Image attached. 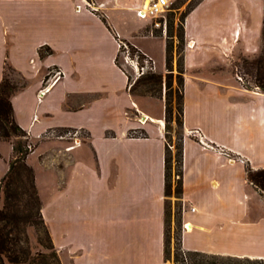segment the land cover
<instances>
[{"label": "crops", "instance_id": "0c3cea01", "mask_svg": "<svg viewBox=\"0 0 264 264\" xmlns=\"http://www.w3.org/2000/svg\"><path fill=\"white\" fill-rule=\"evenodd\" d=\"M145 3L0 0V82L6 70L25 79L11 95L16 121L31 138L55 127L87 133L86 141L69 142L72 147L56 171L54 234L42 203L62 264L164 261V122L143 114L149 121L141 123L129 114L132 94L115 63L116 37L151 59L152 51L139 40H160L165 55V37L149 32V19L136 12ZM262 19L263 0H200L184 18L186 249L264 257V199L256 195L245 169L247 163L264 167V92L237 80L245 99L225 102L212 77L186 74L189 62L217 43L228 44L229 52L238 42L248 48L252 35L261 38ZM192 66L200 70L202 65ZM51 67L61 76L38 98L42 76ZM117 72L124 79L122 89L114 85ZM30 79L34 83L28 87ZM53 103L61 114L55 120Z\"/></svg>", "mask_w": 264, "mask_h": 264}, {"label": "trees", "instance_id": "16d2710c", "mask_svg": "<svg viewBox=\"0 0 264 264\" xmlns=\"http://www.w3.org/2000/svg\"><path fill=\"white\" fill-rule=\"evenodd\" d=\"M200 0H197L180 19L176 31L178 40V58L176 62L177 77V105L175 111L174 127L178 134L176 143V169L177 175L175 195L181 200L183 192V115H184V86L185 67L183 48L184 18ZM167 35L165 45V72H157L153 68V61L144 52L125 39L116 37L117 41L125 43L132 53H136L141 60L146 59L148 69L142 71L131 81V78L118 62V52L115 57L116 65L125 72L127 76V88L132 95H154L162 97V89L165 87V157H164V181L165 195L171 193V156L170 135L172 125L170 124L172 107L170 101L171 78L173 76L172 49L174 29L172 13L167 15ZM104 20V18H103ZM149 31V28H147ZM157 31V29H154ZM154 34H158L155 33ZM261 47L251 58L242 57L240 60L241 85L246 89H257L264 92V0L263 19L261 26ZM44 51L41 49L39 54ZM238 73V72H236ZM246 77H249L247 79ZM250 82V84H249ZM20 86L5 72L0 82V139L7 140L11 144V156L8 160V168L0 179V189L3 192V202L0 204V264H62L53 243L51 234L42 214V201L35 183L34 168L27 162V155L32 150L29 133L16 121L11 102L12 93ZM246 178L251 182L261 197L264 199V167H253L246 164ZM166 205V204H165ZM167 209L165 206V215ZM182 217V211L179 213ZM28 227L36 231V241L40 248H35L31 243L27 232ZM165 219V241L164 259L168 258V243L166 238ZM176 264H264V257L238 256L231 254L213 253L200 250L185 249L182 244V235L177 239L174 251Z\"/></svg>", "mask_w": 264, "mask_h": 264}, {"label": "rangeland", "instance_id": "374dc122", "mask_svg": "<svg viewBox=\"0 0 264 264\" xmlns=\"http://www.w3.org/2000/svg\"><path fill=\"white\" fill-rule=\"evenodd\" d=\"M197 0H167L168 8L165 12V18L167 15L172 13L173 29H174V38L172 40L173 49H172V64H173V76L171 78V88H170V101L172 107V115L170 124L172 125V133L170 135V156H171V193L170 195H166L165 206L167 209V214L165 215L166 219V238L168 243V258L164 259L162 264H176L174 261V251L176 248L177 239L183 232V219L180 218V211L185 210L184 203L182 199L180 200L174 192L177 175L175 174L176 169V143L178 142V134L175 133L174 127L176 125L175 122V111L177 105V77H176V62L178 58V40L176 37V31L178 29V25L180 24L179 19L181 15L189 9ZM209 7L206 6L203 11L205 15L208 11ZM145 19V18H144ZM146 19H149V32L158 33L155 35H162L166 39L167 35V19H166V30L163 31L162 24L156 25L155 21L158 19L161 22L164 18L157 17L152 18L151 16H147ZM157 29V31H154ZM253 37L248 41V48H245L241 42L235 44L232 48V51L229 52L228 44L226 43H217L215 46H210L202 51L200 54L193 58L192 62H189V65L186 66V74L190 75V77L201 76L204 78L210 79L212 77L215 82L219 85V89L222 92L223 100L229 102H237L243 101L245 99L244 94L242 93V89L240 87V62L242 57H253L261 47V38L256 34L252 35ZM261 37V35H260ZM118 42H121L118 40ZM143 46L152 51L153 61H154V70L157 72H165V55H164V45L161 44L160 40H148L142 39L139 40ZM257 46V47H256ZM185 47V45H184ZM184 47L182 46L183 50ZM132 59L137 60V64L139 68L135 67L134 61ZM118 62L126 71V73L133 81L137 76L139 70L141 71V66L143 65V71L148 69L147 61L141 60L136 57L135 53H132L129 48H125L121 46L118 52ZM196 62L201 66L200 70H196L197 67H193ZM164 70V71H163ZM7 74L14 80V82L22 86L25 82V79L18 73L6 70ZM238 72V73H236ZM61 76V71L56 67H51L48 69L41 79V85L39 89L44 86H49L53 81H57ZM249 79V77H246ZM239 82H238V81ZM114 85L118 86L119 89L123 88V76L121 73L117 72L113 75ZM31 87L34 83V79H30L28 81ZM27 83V84H28ZM250 84V82H249ZM53 85V84H52ZM192 88L195 84H190ZM33 90L30 88L29 91ZM38 89V92H39ZM165 87L162 89V97H156L154 95H132L133 105L134 107L129 110V114L133 117H137L139 122L145 123V121H149L146 118L141 117L143 114L146 116H161L164 122V138H165V118H164V105H165ZM38 95V93H37ZM122 95V94H121ZM42 97V96H41ZM38 96V98H41ZM123 101V100H122ZM56 104H52L53 112L55 113L54 118L51 120H55V118H60V113L56 110ZM156 118V117H153ZM160 119V118H157ZM151 120V118H150ZM154 121V120H151ZM184 127V126H183ZM184 129V128H183ZM131 133L135 134H143L140 130L131 131ZM194 133H197L194 131ZM185 131L183 132L184 137ZM196 138L201 140V136L198 133L195 135ZM87 133L83 130L71 129V128H51L46 131L42 136L38 138H30L31 148L32 150L27 155V162L34 168L35 171V183L39 193V197L46 209L47 220L49 224L50 230L55 233L54 226V203L52 200V192L56 186V171L62 166L63 159L66 157V151L72 144L69 142H73L74 144L81 143L86 141ZM64 155V156H63ZM11 156V144L7 140L0 139V179L5 174L7 169V162L9 157ZM257 196H261L258 191H256ZM262 198V197H261ZM3 202V192L0 189V204ZM191 209V208H190ZM27 232L30 236L31 243L35 248H40L37 244L36 239V231L33 227H28ZM185 248V247H184ZM186 249V248H185ZM195 250V249H191ZM202 251V250H200ZM232 255V254H231ZM244 256V255H238ZM254 257V256H250Z\"/></svg>", "mask_w": 264, "mask_h": 264}, {"label": "built area", "instance_id": "2783aa9c", "mask_svg": "<svg viewBox=\"0 0 264 264\" xmlns=\"http://www.w3.org/2000/svg\"><path fill=\"white\" fill-rule=\"evenodd\" d=\"M167 8H168L167 0H146V3L143 4V6L139 7L136 12L140 17H147V16L150 17L151 16L152 18H157L160 16V17L164 18L162 22L157 19L155 21V24L158 26L162 24L163 31H165L166 30L165 12L167 11ZM117 44H118V49L121 48V46H124L125 48L128 49V46L123 42L117 41ZM191 44H189V45H191ZM136 57H138L137 54H136ZM131 60H132V62L133 61L135 62L134 59L131 58ZM144 60L147 61L146 59H144ZM137 63L138 62L136 60V62L134 63L135 64L134 66L136 68L137 67L139 68ZM140 68H141V71L139 70L138 74H140L143 71L144 66L142 65ZM48 87L49 86H44L42 89L40 88L39 92H38V96L41 97L47 91ZM193 209H194V207H191V210H193Z\"/></svg>", "mask_w": 264, "mask_h": 264}, {"label": "bare ground", "instance_id": "6f19581e", "mask_svg": "<svg viewBox=\"0 0 264 264\" xmlns=\"http://www.w3.org/2000/svg\"><path fill=\"white\" fill-rule=\"evenodd\" d=\"M56 81V80H55ZM55 81H53L50 85H49V87L55 82ZM48 87V88H49ZM146 118H149V116H146ZM151 120H154V121H156V122H158V123H163V120L160 118V119H157V118H153V117H151ZM185 228L187 229V230H191V228H192V225H191V223L190 222H185Z\"/></svg>", "mask_w": 264, "mask_h": 264}]
</instances>
